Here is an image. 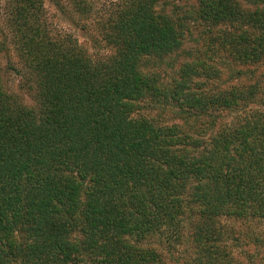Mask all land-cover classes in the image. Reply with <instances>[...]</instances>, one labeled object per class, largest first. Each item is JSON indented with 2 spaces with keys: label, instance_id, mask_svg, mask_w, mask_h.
Here are the masks:
<instances>
[{
  "label": "trees",
  "instance_id": "obj_1",
  "mask_svg": "<svg viewBox=\"0 0 264 264\" xmlns=\"http://www.w3.org/2000/svg\"><path fill=\"white\" fill-rule=\"evenodd\" d=\"M40 2L14 7L33 105L0 76V264H241L243 243L264 264V77L242 78L264 65V0H121L103 55L32 32ZM196 24L206 48L186 50Z\"/></svg>",
  "mask_w": 264,
  "mask_h": 264
},
{
  "label": "rangeland",
  "instance_id": "obj_2",
  "mask_svg": "<svg viewBox=\"0 0 264 264\" xmlns=\"http://www.w3.org/2000/svg\"><path fill=\"white\" fill-rule=\"evenodd\" d=\"M42 3V8L38 11V14L33 13L32 17H28L31 22L32 32L41 31L43 29H48L50 34L54 35L57 38H63V36L69 37L70 40L76 39L81 43L82 46L87 47L88 50L94 55H103L106 53V47L104 42L100 39V32L98 29L99 20L106 18L109 15V12L113 9L116 2L121 0H88L92 3L91 12L86 17L84 14H80L79 11H76L74 0H61L59 6L54 0H40ZM168 2L167 7L172 8L171 3H177L182 8L188 9L189 7H197L198 0H165ZM16 5V0H0V41L3 40V35L11 39V45L8 50L0 52V76L5 87L18 96L20 102H23L24 106L30 107L34 103L33 92H32V82L27 78V70L23 66V61L20 60L18 55V46L13 44V38L19 37V35L27 31L26 28H29L25 24L24 15L21 13H16L14 7ZM63 5L64 11L59 9ZM40 4L38 3V7ZM37 7V9H38ZM62 8V9H63ZM36 9V10H37ZM25 14V13H24ZM41 24V25H40ZM193 24V21H191ZM194 26V25H193ZM198 27H193L192 36L188 35L184 43L186 50H192L194 48H206V39L210 34L206 33V30L209 29L208 26H201L196 24ZM2 31L4 33H2ZM29 35L32 33L27 31ZM19 34V35H18ZM192 56H187L186 53L180 55V59H191ZM243 69L247 70L246 74L242 75V78H247L251 80L253 73L250 70H254L255 76L264 77V65H252L249 67H244ZM225 74L223 85H230V73H227L225 69ZM228 79V80H226ZM215 90V89H211ZM227 224L236 231H245L247 229V224L242 222V220H233L228 221ZM261 227V225H258ZM150 241H155V243H163L159 240L158 237H153ZM164 244V243H163ZM162 247L169 248L168 246L162 245ZM166 251V249L164 250ZM256 246L248 244L245 246L243 243L242 248L234 250V254L240 258L241 264H250L247 255L248 252H255L251 256L256 255ZM182 250L179 252L166 253V264H182V261H175L174 258L183 260L188 257L189 253L181 254ZM248 259V260H246Z\"/></svg>",
  "mask_w": 264,
  "mask_h": 264
}]
</instances>
